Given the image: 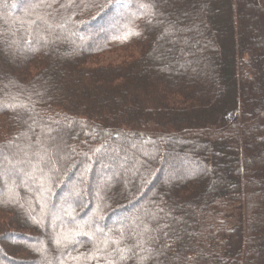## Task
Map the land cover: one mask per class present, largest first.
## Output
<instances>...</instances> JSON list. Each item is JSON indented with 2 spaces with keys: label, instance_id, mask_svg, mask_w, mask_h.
I'll return each mask as SVG.
<instances>
[{
  "label": "trees",
  "instance_id": "obj_1",
  "mask_svg": "<svg viewBox=\"0 0 264 264\" xmlns=\"http://www.w3.org/2000/svg\"><path fill=\"white\" fill-rule=\"evenodd\" d=\"M260 67L264 0H0V264H264Z\"/></svg>",
  "mask_w": 264,
  "mask_h": 264
},
{
  "label": "rangeland",
  "instance_id": "obj_2",
  "mask_svg": "<svg viewBox=\"0 0 264 264\" xmlns=\"http://www.w3.org/2000/svg\"><path fill=\"white\" fill-rule=\"evenodd\" d=\"M263 2V0H260V3H262ZM116 14V13H115ZM97 31V29L96 28H93V33L94 32H96ZM104 31H105V29H104ZM104 31L102 30V33H104ZM86 33H87V31H86ZM91 34V33H90ZM83 35V34H82ZM81 35V36H82ZM88 35H89V33L86 35H84V36H82L84 39H87V38H89L88 37ZM86 36V37H85ZM82 38V39H83ZM109 56V55H108ZM108 62L109 61H117V59H116V56H109L108 58ZM261 68V71H262V73L264 72V69L262 68V67H260ZM262 78H264V77H262ZM262 85H261V87L263 88V91H264V81H263V83H261ZM257 137L259 138V139H263V141H264V126H262L261 128H259L258 129V132H257ZM147 144V143H146ZM261 151H264V144L261 146ZM180 165H178L177 167H179ZM180 168V167H179ZM176 170H178V168L176 169ZM261 192V191H260ZM140 206H142L140 203L139 204H137V205H134L133 206V209L134 210H136L138 207H140ZM129 210H130V208H129ZM124 219L122 218V221H119V222H117V223H115V222H113L111 225H119V224H122V223H124ZM257 221L259 222V223H262L264 220H262L260 217H257ZM0 248L1 249H5L6 248V246L5 245H3L2 243H0Z\"/></svg>",
  "mask_w": 264,
  "mask_h": 264
},
{
  "label": "snow or ice",
  "instance_id": "obj_3",
  "mask_svg": "<svg viewBox=\"0 0 264 264\" xmlns=\"http://www.w3.org/2000/svg\"><path fill=\"white\" fill-rule=\"evenodd\" d=\"M132 35H138V33L134 32L133 30L129 29V31L125 34V39L129 38Z\"/></svg>",
  "mask_w": 264,
  "mask_h": 264
}]
</instances>
